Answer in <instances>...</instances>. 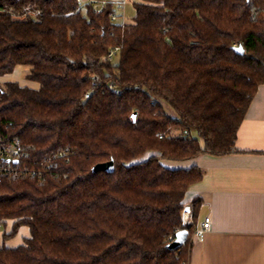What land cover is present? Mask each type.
Returning a JSON list of instances; mask_svg holds the SVG:
<instances>
[{
	"label": "trees",
	"instance_id": "16d2710c",
	"mask_svg": "<svg viewBox=\"0 0 264 264\" xmlns=\"http://www.w3.org/2000/svg\"><path fill=\"white\" fill-rule=\"evenodd\" d=\"M133 5L127 23L113 3L0 0V76L29 66L40 85L0 84V145L19 140L36 171L0 182L9 236L30 229L0 264H189L183 211L195 219L202 200L185 198L204 172L162 161L234 152L264 83V0ZM110 160L113 173L93 170Z\"/></svg>",
	"mask_w": 264,
	"mask_h": 264
},
{
	"label": "crops",
	"instance_id": "0c3cea01",
	"mask_svg": "<svg viewBox=\"0 0 264 264\" xmlns=\"http://www.w3.org/2000/svg\"><path fill=\"white\" fill-rule=\"evenodd\" d=\"M22 73L19 65L11 74L0 76V84L17 82L39 89L38 83L26 76L22 79ZM162 163L172 169L196 165L204 172L185 198L187 204L196 197L202 200L196 218H192L189 264H264V83L239 128L233 153ZM207 217L211 229L200 242L194 231ZM12 228V221L2 223L0 248H16L30 238L29 227L22 226L9 236Z\"/></svg>",
	"mask_w": 264,
	"mask_h": 264
},
{
	"label": "built area",
	"instance_id": "2783aa9c",
	"mask_svg": "<svg viewBox=\"0 0 264 264\" xmlns=\"http://www.w3.org/2000/svg\"><path fill=\"white\" fill-rule=\"evenodd\" d=\"M127 0H77L79 7L86 11L87 6L94 5L96 12H101L106 4L113 3L117 9L123 11V21L126 22L127 9H126ZM118 19V15L114 14L112 16V21L115 22ZM119 49L115 48L112 50L107 59L113 61L115 55L118 53ZM89 98V95L86 96ZM189 135L188 132L185 133ZM162 138V137H161ZM25 154V148L19 140H14L6 145H0V182L5 178L12 176H23L28 174L30 176H35L36 171H31L28 168H22L19 165L20 158ZM18 161V162H16ZM183 221L185 223L193 224V219L191 217V211L186 207L183 211ZM2 227V221H0V228ZM211 229V219L209 217L205 218L201 226L196 228L194 231V237L196 240L203 242L206 238V235Z\"/></svg>",
	"mask_w": 264,
	"mask_h": 264
},
{
	"label": "water",
	"instance_id": "95a60500",
	"mask_svg": "<svg viewBox=\"0 0 264 264\" xmlns=\"http://www.w3.org/2000/svg\"><path fill=\"white\" fill-rule=\"evenodd\" d=\"M235 50L241 55L244 54V48L242 46L237 47ZM136 116H137V113H134L132 115L133 121L136 120ZM93 170L113 173L115 170L114 160H110L109 162L97 164ZM188 237H189V230L185 229V230H181L177 232L174 241H172L168 246L169 249L176 250L182 247L186 243Z\"/></svg>",
	"mask_w": 264,
	"mask_h": 264
},
{
	"label": "rangeland",
	"instance_id": "374dc122",
	"mask_svg": "<svg viewBox=\"0 0 264 264\" xmlns=\"http://www.w3.org/2000/svg\"><path fill=\"white\" fill-rule=\"evenodd\" d=\"M137 0H127L126 2V9H127V17H126V22L128 23H131L132 22V19L134 18L135 16V6L133 5L134 2H136ZM119 62V53H117L112 61V64H117ZM22 68V79L29 74L30 72V67L29 66H21ZM177 132H174V134H176ZM188 207V206H186ZM185 207V208H186Z\"/></svg>",
	"mask_w": 264,
	"mask_h": 264
}]
</instances>
